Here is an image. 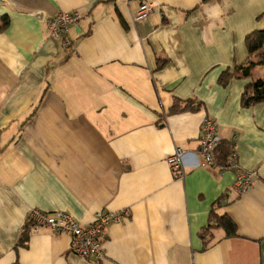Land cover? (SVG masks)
Instances as JSON below:
<instances>
[{
  "label": "crops",
  "instance_id": "0c3cea01",
  "mask_svg": "<svg viewBox=\"0 0 264 264\" xmlns=\"http://www.w3.org/2000/svg\"><path fill=\"white\" fill-rule=\"evenodd\" d=\"M143 2L155 9L134 22ZM68 12L82 14L71 49L48 24ZM3 24L0 264H95L68 235L28 230L34 210L84 227L120 214L102 264H264V104L242 106L249 80L219 82L264 30V0H0ZM176 102L188 109L171 113ZM206 117L257 172L241 196L234 172L199 165ZM176 149L180 178L167 164ZM213 209L238 235L214 229L206 247Z\"/></svg>",
  "mask_w": 264,
  "mask_h": 264
},
{
  "label": "built area",
  "instance_id": "2783aa9c",
  "mask_svg": "<svg viewBox=\"0 0 264 264\" xmlns=\"http://www.w3.org/2000/svg\"><path fill=\"white\" fill-rule=\"evenodd\" d=\"M131 2L133 0H126ZM154 5L143 2L139 5L134 15V22H143L154 11ZM82 14L79 12L60 13L48 22L50 35L63 41L64 47L71 49V40L66 35L67 28L71 24L80 21ZM200 167L215 169L221 172H234L236 175L235 189L238 194L249 191L253 178L257 172L245 170L238 161L235 144L230 141L229 153L225 156L220 152V147L225 141L218 134L217 123L206 117L201 125ZM225 156V157H224ZM225 158V159H223ZM168 166L180 178L184 168V152L176 149L175 154L167 159ZM122 216L115 213H106L98 217L91 225L84 227L70 214L56 212L48 214L40 210H34L29 218L32 232L48 230L56 235H68L71 239V251L77 256L92 260L95 264H102L105 259L104 236L105 230L112 224L120 222Z\"/></svg>",
  "mask_w": 264,
  "mask_h": 264
},
{
  "label": "trees",
  "instance_id": "16d2710c",
  "mask_svg": "<svg viewBox=\"0 0 264 264\" xmlns=\"http://www.w3.org/2000/svg\"><path fill=\"white\" fill-rule=\"evenodd\" d=\"M208 1L209 0H201L202 3ZM6 27L7 24H3V26H0V31L4 30ZM245 44L248 51L247 59L243 63L236 65L233 70L225 71L220 76L219 82L221 85H227L232 79L249 80V83L246 84L244 89L242 106L244 108H251L256 105L264 104V79L255 80L253 78L256 70L259 67H264V30H257L248 34L245 38ZM165 63L166 61L159 60L158 69L162 68ZM189 106V104L186 105V107ZM186 109L188 108L181 109L180 103L176 102L174 106L171 107L170 112L177 113ZM229 148L230 144L224 142L220 147V152L226 156L229 153ZM239 196H241V194ZM218 228L223 229L228 238H234L238 235L236 223L227 214L219 215L216 213L215 209H213L210 214L208 225L200 232V237L204 242V246L207 247L211 243L213 239L212 231ZM27 229L30 230V224L27 225Z\"/></svg>",
  "mask_w": 264,
  "mask_h": 264
},
{
  "label": "rangeland",
  "instance_id": "374dc122",
  "mask_svg": "<svg viewBox=\"0 0 264 264\" xmlns=\"http://www.w3.org/2000/svg\"><path fill=\"white\" fill-rule=\"evenodd\" d=\"M255 80H263L264 79V67H259L256 72L254 73ZM249 83V81H248Z\"/></svg>",
  "mask_w": 264,
  "mask_h": 264
}]
</instances>
